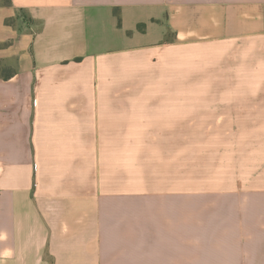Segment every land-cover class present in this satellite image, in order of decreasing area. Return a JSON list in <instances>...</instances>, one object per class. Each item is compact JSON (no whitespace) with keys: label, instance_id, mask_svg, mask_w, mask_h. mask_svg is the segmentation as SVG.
<instances>
[{"label":"crops","instance_id":"crops-1","mask_svg":"<svg viewBox=\"0 0 264 264\" xmlns=\"http://www.w3.org/2000/svg\"><path fill=\"white\" fill-rule=\"evenodd\" d=\"M4 1L0 264H264L263 190L175 181L264 129V0Z\"/></svg>","mask_w":264,"mask_h":264},{"label":"rangeland","instance_id":"rangeland-1","mask_svg":"<svg viewBox=\"0 0 264 264\" xmlns=\"http://www.w3.org/2000/svg\"><path fill=\"white\" fill-rule=\"evenodd\" d=\"M7 23L22 34H35L40 26L33 22L28 16L20 13L17 17L7 20ZM6 46V45H1ZM13 70L0 61V73ZM263 118L264 115H258ZM195 132V141L187 140L185 169H180L179 178L175 181H183L187 187L202 186H228L234 188H248L264 191V129L244 131H187ZM218 133V134H215ZM231 132L229 135L219 134ZM146 160V159H144ZM166 159L155 156L148 164H154V179L159 181H171L173 170L165 168ZM181 174L184 176H181ZM170 176V177H168ZM160 177V178H158Z\"/></svg>","mask_w":264,"mask_h":264},{"label":"trees","instance_id":"trees-1","mask_svg":"<svg viewBox=\"0 0 264 264\" xmlns=\"http://www.w3.org/2000/svg\"><path fill=\"white\" fill-rule=\"evenodd\" d=\"M3 4L6 5V6H9L11 4V2L9 0H6V1L3 2ZM7 25H9V24L7 23ZM142 28H143L142 25L139 26V29H142ZM14 73H15L14 70H10V71L8 70V72L4 71L3 73H0V78L9 79V78H11V76Z\"/></svg>","mask_w":264,"mask_h":264}]
</instances>
